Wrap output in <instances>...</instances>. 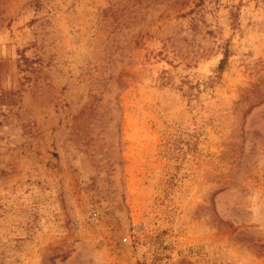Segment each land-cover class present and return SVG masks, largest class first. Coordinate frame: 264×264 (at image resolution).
Masks as SVG:
<instances>
[{
    "label": "rangeland",
    "instance_id": "obj_1",
    "mask_svg": "<svg viewBox=\"0 0 264 264\" xmlns=\"http://www.w3.org/2000/svg\"><path fill=\"white\" fill-rule=\"evenodd\" d=\"M0 264H264V0H0Z\"/></svg>",
    "mask_w": 264,
    "mask_h": 264
},
{
    "label": "trees",
    "instance_id": "obj_2",
    "mask_svg": "<svg viewBox=\"0 0 264 264\" xmlns=\"http://www.w3.org/2000/svg\"><path fill=\"white\" fill-rule=\"evenodd\" d=\"M225 57H226V54L224 53V57L220 60L219 64H218V71H220L223 67V63L225 61Z\"/></svg>",
    "mask_w": 264,
    "mask_h": 264
}]
</instances>
